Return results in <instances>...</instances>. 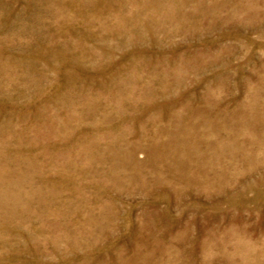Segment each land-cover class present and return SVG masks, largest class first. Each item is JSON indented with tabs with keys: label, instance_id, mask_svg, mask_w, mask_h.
Here are the masks:
<instances>
[{
	"label": "rangeland",
	"instance_id": "obj_1",
	"mask_svg": "<svg viewBox=\"0 0 264 264\" xmlns=\"http://www.w3.org/2000/svg\"><path fill=\"white\" fill-rule=\"evenodd\" d=\"M0 264H264V0H0Z\"/></svg>",
	"mask_w": 264,
	"mask_h": 264
}]
</instances>
